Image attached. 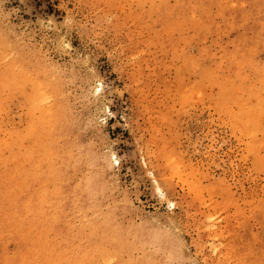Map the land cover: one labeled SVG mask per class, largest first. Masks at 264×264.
<instances>
[{
	"label": "rangeland",
	"instance_id": "1",
	"mask_svg": "<svg viewBox=\"0 0 264 264\" xmlns=\"http://www.w3.org/2000/svg\"><path fill=\"white\" fill-rule=\"evenodd\" d=\"M0 264H264V0H0Z\"/></svg>",
	"mask_w": 264,
	"mask_h": 264
}]
</instances>
